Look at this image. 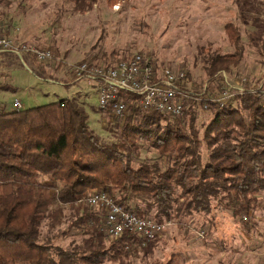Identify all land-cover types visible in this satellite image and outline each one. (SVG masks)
<instances>
[{
  "label": "trees",
  "instance_id": "obj_1",
  "mask_svg": "<svg viewBox=\"0 0 264 264\" xmlns=\"http://www.w3.org/2000/svg\"><path fill=\"white\" fill-rule=\"evenodd\" d=\"M97 1L69 0L74 13ZM225 31L234 50L210 58L211 82L198 87L197 98L218 94L217 73L229 72L244 58L239 28L228 23ZM31 59V71L45 77L46 67ZM259 89L235 93L224 107L189 100L177 117L144 110L138 96L128 94L127 116L112 119L117 121L113 142L89 129L76 99L13 111L0 107V264H188L182 252L159 248L164 236L138 253L126 248L137 237L131 232L111 242L101 212L87 205L91 191L107 192L124 209L158 223L221 212L249 231L264 194ZM197 105L213 114L202 132L193 127ZM143 148L149 152L141 160ZM65 223L58 237L74 233L81 236L78 243L64 249L44 240V227L53 231Z\"/></svg>",
  "mask_w": 264,
  "mask_h": 264
},
{
  "label": "rangeland",
  "instance_id": "obj_2",
  "mask_svg": "<svg viewBox=\"0 0 264 264\" xmlns=\"http://www.w3.org/2000/svg\"><path fill=\"white\" fill-rule=\"evenodd\" d=\"M228 23L239 28L245 50L242 62L226 72L229 85L245 77L247 85L264 86V0H117L112 5L111 0H98L91 9L77 13L69 0H0L4 33L15 44L48 48L56 56L51 64H43L47 75L40 77L31 71L30 56L0 52V107L13 111L18 110L13 106L16 100L21 109H29L76 99L89 129L113 142L117 121L99 109L95 89L71 78L69 64L87 60L107 66L143 53L158 69L184 67L189 89L205 86L211 82L207 73L210 58L234 50L225 31ZM198 109L193 127L202 132L213 114ZM148 152L143 148L140 159ZM262 198L264 202V194ZM252 215L249 231L221 212L206 217L183 215L169 220L158 246L165 253L182 252L188 264H264V206ZM66 226L53 231L44 227L42 237L68 249L81 236L58 237V230ZM202 230L210 234L208 240L198 238ZM131 250L138 253L140 249Z\"/></svg>",
  "mask_w": 264,
  "mask_h": 264
},
{
  "label": "built area",
  "instance_id": "obj_3",
  "mask_svg": "<svg viewBox=\"0 0 264 264\" xmlns=\"http://www.w3.org/2000/svg\"><path fill=\"white\" fill-rule=\"evenodd\" d=\"M0 26V51H10L34 57L42 64H51L56 56L51 49H41L26 44H15ZM72 79L78 84L85 81L99 94V109L105 117L124 119L128 114L129 101L126 95L134 94L139 98V104L144 110L154 109L164 114L177 117L182 116L186 101L204 100L205 108L210 104L224 107L231 101L235 93H242L246 88H260L264 97V86H250L248 80L242 77L236 85H229L231 81L225 71L217 73L222 87L218 94L196 97L198 87L189 89L186 84L187 70L184 67L166 66L158 69L152 58L143 53H135L131 57L121 58L111 65H97L87 60L69 64ZM207 85L204 86V88ZM182 88L184 90H182ZM202 93V92H201ZM16 109L22 107L20 101L13 103ZM88 207L101 212L104 228L111 242H118L124 233L131 232L137 237L127 249L142 248L156 238L163 237L170 221L158 223L153 217H140L130 210L115 203L107 192L91 191L86 197ZM202 241L211 236L202 230L198 233Z\"/></svg>",
  "mask_w": 264,
  "mask_h": 264
},
{
  "label": "crops",
  "instance_id": "obj_4",
  "mask_svg": "<svg viewBox=\"0 0 264 264\" xmlns=\"http://www.w3.org/2000/svg\"><path fill=\"white\" fill-rule=\"evenodd\" d=\"M14 33H16V31H15ZM14 36H16V34H14ZM262 206H264V202L261 204V207H262Z\"/></svg>",
  "mask_w": 264,
  "mask_h": 264
}]
</instances>
